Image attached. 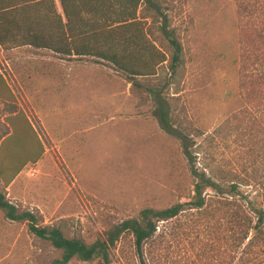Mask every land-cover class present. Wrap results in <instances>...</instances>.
Segmentation results:
<instances>
[{"label": "rangeland", "instance_id": "374dc122", "mask_svg": "<svg viewBox=\"0 0 264 264\" xmlns=\"http://www.w3.org/2000/svg\"><path fill=\"white\" fill-rule=\"evenodd\" d=\"M115 1V17L141 14L137 0ZM237 2L160 0L183 47L177 83L166 84V90L177 92L184 121L207 132L243 106ZM158 24L148 21L146 27L164 47ZM159 78L162 85L168 82L166 66L159 69ZM155 108L148 91L104 61L0 47V173L5 179L16 176L6 189L0 179V190L43 224L61 225L87 243L145 208L188 201L194 178L181 140L161 128ZM233 135L213 150L214 165L245 177L250 185L243 190L264 194V136ZM229 234L218 215L186 212L160 224L142 257L132 236L124 235L111 248L110 264H235ZM56 257L57 251L25 223L0 212V264H50Z\"/></svg>", "mask_w": 264, "mask_h": 264}, {"label": "trees", "instance_id": "16d2710c", "mask_svg": "<svg viewBox=\"0 0 264 264\" xmlns=\"http://www.w3.org/2000/svg\"><path fill=\"white\" fill-rule=\"evenodd\" d=\"M59 1L61 12L56 0H0V47H32L51 51L62 59L104 61L135 87L148 91L156 104L154 114L161 128L181 140L194 178L193 195L186 202L163 209L145 208L135 217L110 225L102 238L91 243L68 235L61 225L43 224L32 210L14 204L0 190V212L4 218L25 223L31 234L48 242L58 253L50 264L95 259L110 264L111 248L124 235L132 236L135 250L142 257L145 248L156 240L162 222L186 212L205 214L206 218L214 214L230 233L235 264H264V194L243 190V186L250 185L245 177L230 170L223 173L211 159L213 150L238 131L251 140L259 134L264 136V0L237 2L238 84L243 106L239 114L229 116L212 132L187 124L176 103L177 92L166 90V84L177 83L183 47L162 12L160 0H137L143 8L139 16L133 17H115L111 11L115 0L103 4L92 0ZM148 21L159 23L158 33L165 48L151 38ZM163 66L167 67L169 78L162 85L159 69ZM154 78L159 83H151ZM200 156L202 168L198 169ZM15 177L5 179L0 173L5 189Z\"/></svg>", "mask_w": 264, "mask_h": 264}]
</instances>
